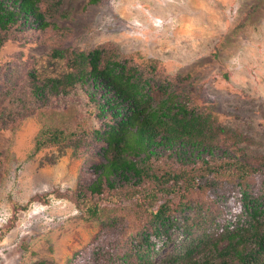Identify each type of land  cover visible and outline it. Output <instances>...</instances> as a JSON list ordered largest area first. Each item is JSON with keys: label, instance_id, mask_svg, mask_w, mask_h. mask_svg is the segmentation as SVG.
Masks as SVG:
<instances>
[{"label": "rangeland", "instance_id": "374dc122", "mask_svg": "<svg viewBox=\"0 0 264 264\" xmlns=\"http://www.w3.org/2000/svg\"><path fill=\"white\" fill-rule=\"evenodd\" d=\"M50 5L51 27L18 23L0 49V264H67L82 251L80 264H85L101 231V223L85 220L70 200L96 178L101 144L83 130L73 143L35 151L43 125L52 124L58 113H68L69 121H82L84 127V122L101 124L90 114L83 89L69 97L50 92L48 79L70 71L67 59L52 57L55 50L103 48L130 65H154L178 84L189 77L186 96L240 135L234 144H216L206 161L235 154L241 163L264 159V0H51ZM34 82L48 94L33 97ZM160 161L188 172L201 160L185 165L173 151H164ZM223 170L230 193L221 206L222 221L233 224L239 219L241 178ZM249 172L242 181L261 194L262 179ZM117 190L115 198L125 201L111 200L107 207L118 214H131L124 208L132 203L131 194L144 199L141 189ZM170 250H162L161 257Z\"/></svg>", "mask_w": 264, "mask_h": 264}, {"label": "trees", "instance_id": "16d2710c", "mask_svg": "<svg viewBox=\"0 0 264 264\" xmlns=\"http://www.w3.org/2000/svg\"><path fill=\"white\" fill-rule=\"evenodd\" d=\"M50 3L0 0V49L18 23H33L40 30L51 27ZM105 50H55L52 57L67 59L70 71L48 79L47 85L53 96L69 97L73 90L83 89L94 110L90 114L101 124L84 122V127L82 121H69L68 113H58L52 124L43 125L35 142V151L70 144L77 139L76 132L87 130L101 144L102 161L93 167L96 178L70 198L85 220L101 223L96 247L85 264H264V189L255 195L242 181L252 171L264 184V159L241 163L235 154L206 161L216 144H234L240 135L219 125L186 96L189 77L178 84L154 65H130L128 59L111 58ZM44 94L46 87L34 82L31 95L41 99ZM73 145L77 147V142ZM164 151H173L185 165L201 161L180 172L159 164ZM228 168L240 176L242 186L239 219L233 224L223 223L221 212L230 193L228 182L221 179ZM125 185L144 194L143 200L131 194L132 203L124 207L130 215L107 207L111 200L125 201L121 195L115 198ZM164 249L171 250L161 257ZM84 253L74 254L67 264H80Z\"/></svg>", "mask_w": 264, "mask_h": 264}]
</instances>
